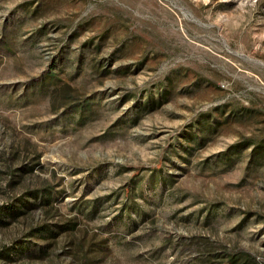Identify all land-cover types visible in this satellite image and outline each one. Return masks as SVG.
<instances>
[{"label": "rangeland", "instance_id": "1", "mask_svg": "<svg viewBox=\"0 0 264 264\" xmlns=\"http://www.w3.org/2000/svg\"><path fill=\"white\" fill-rule=\"evenodd\" d=\"M225 250L264 264V0H0V264Z\"/></svg>", "mask_w": 264, "mask_h": 264}, {"label": "trees", "instance_id": "2", "mask_svg": "<svg viewBox=\"0 0 264 264\" xmlns=\"http://www.w3.org/2000/svg\"><path fill=\"white\" fill-rule=\"evenodd\" d=\"M73 106H88L87 100L83 102H75ZM77 109V108H76ZM32 193H30L31 195ZM47 195H49V191L47 189H43L41 194L39 195L40 200H44ZM24 202V200H23ZM220 264H255V259L251 257V255L244 251H231L225 250L221 253L219 257Z\"/></svg>", "mask_w": 264, "mask_h": 264}]
</instances>
